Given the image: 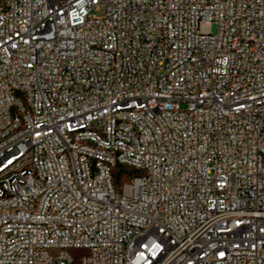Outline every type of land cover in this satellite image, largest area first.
I'll return each instance as SVG.
<instances>
[{
	"label": "built area",
	"instance_id": "2783aa9c",
	"mask_svg": "<svg viewBox=\"0 0 264 264\" xmlns=\"http://www.w3.org/2000/svg\"><path fill=\"white\" fill-rule=\"evenodd\" d=\"M0 264H264V0H0Z\"/></svg>",
	"mask_w": 264,
	"mask_h": 264
},
{
	"label": "trees",
	"instance_id": "16d2710c",
	"mask_svg": "<svg viewBox=\"0 0 264 264\" xmlns=\"http://www.w3.org/2000/svg\"><path fill=\"white\" fill-rule=\"evenodd\" d=\"M124 172V170L122 168H119L118 169V172H117V178L119 177L120 174H122Z\"/></svg>",
	"mask_w": 264,
	"mask_h": 264
},
{
	"label": "rangeland",
	"instance_id": "374dc122",
	"mask_svg": "<svg viewBox=\"0 0 264 264\" xmlns=\"http://www.w3.org/2000/svg\"><path fill=\"white\" fill-rule=\"evenodd\" d=\"M211 30H212V32H216V25L215 24L211 26Z\"/></svg>",
	"mask_w": 264,
	"mask_h": 264
}]
</instances>
